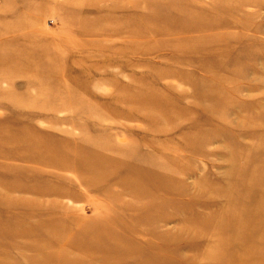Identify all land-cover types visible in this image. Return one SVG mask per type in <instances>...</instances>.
I'll return each instance as SVG.
<instances>
[{
	"label": "rangeland",
	"instance_id": "obj_1",
	"mask_svg": "<svg viewBox=\"0 0 264 264\" xmlns=\"http://www.w3.org/2000/svg\"><path fill=\"white\" fill-rule=\"evenodd\" d=\"M0 264H264V0H0Z\"/></svg>",
	"mask_w": 264,
	"mask_h": 264
}]
</instances>
